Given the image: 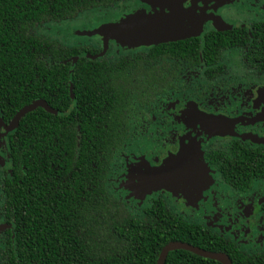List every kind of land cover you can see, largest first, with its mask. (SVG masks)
<instances>
[{
    "label": "trees",
    "instance_id": "trees-1",
    "mask_svg": "<svg viewBox=\"0 0 264 264\" xmlns=\"http://www.w3.org/2000/svg\"><path fill=\"white\" fill-rule=\"evenodd\" d=\"M129 1L0 0V116L7 123L34 101L47 104L26 112L7 137L0 264H155L170 243L223 254L231 264H264V249L245 250L163 199L134 214L109 183L131 125L159 117L161 99L186 90L182 76L198 71L191 86L210 92L224 74L236 90L249 72L222 69L220 58L231 50L241 51L256 76L264 74V19L114 61L97 56L101 40L66 44L38 33L89 10L126 13ZM205 158L239 193L264 181V150L237 142ZM163 264L221 263L180 249Z\"/></svg>",
    "mask_w": 264,
    "mask_h": 264
},
{
    "label": "flooded vegetation",
    "instance_id": "flooded-vegetation-1",
    "mask_svg": "<svg viewBox=\"0 0 264 264\" xmlns=\"http://www.w3.org/2000/svg\"><path fill=\"white\" fill-rule=\"evenodd\" d=\"M89 11L97 12L95 10ZM172 11L173 9L168 13ZM116 12L118 14L117 19L119 18V20L127 14L125 13L123 15L120 11ZM198 20L194 21L190 26L182 25L180 19L178 22L183 27H191ZM251 21H241L242 23L237 26H247ZM207 24L208 21L202 24V33H200V35L205 32L204 26ZM233 27L235 26L228 29ZM95 29L97 28H94V30ZM214 29L220 31L228 30ZM90 31H92V29ZM99 38L102 40L101 37ZM110 41L113 40H107L105 47L102 41V50L97 56H100L101 58L106 57L109 60L114 61L119 59L122 55H132L151 47L138 43L140 46L138 50L124 53L119 57H114L108 53V44ZM227 53L231 54L229 58L226 57ZM233 54H237L236 58H233ZM242 61L241 51L239 50H231L230 52L226 51L225 54L222 55V58H220L222 69L227 68L230 72H236L235 70H238L241 67L245 69L246 72H249V76H244L245 79L242 80V84L238 83V85L235 86L237 88L236 90H232L233 85L231 86V84L233 81H231V79L227 81V76L221 74L219 85L215 86L212 91L196 92V89L191 86L192 83L189 81L190 79L188 80L191 74L194 78H198V71L193 70L188 72L187 76H182L181 78V81L187 85L185 91H182L178 95L175 93H172V96L167 94L161 99L160 106H158V113H160L159 117H157V115H152L151 121L147 124L145 123L146 120L143 121V119H139L136 123L131 125V136H129L128 139L129 142L124 145L122 151L116 156V161L114 163L115 169L109 183L111 184L113 179L116 181L117 177L122 175L123 181L115 187V190L123 191L125 193V196L120 198L124 199L134 214H141L142 210L149 205L150 201L158 200L159 198L163 199L172 211L179 214L173 206L165 200L163 195H172L181 199L184 202L186 209L190 211V207L195 205L205 192L208 190L210 191V186L212 184V179H210L212 173L211 170L215 171L218 182L226 186L231 192L238 195L250 193L254 196V199L258 200L257 193H254L252 190L254 184L252 188L245 193H239L231 189L220 180V171L218 168L212 165L209 159L205 158L206 155L211 154L213 151H227L228 146L230 147L237 142L243 144L247 150L251 148H257L261 151L264 150V74L256 76L253 71L251 72L252 69L250 70V68H247V66L250 65V62L245 59L243 65ZM234 67L238 69H235ZM257 79L263 80V82L258 84L259 81H256ZM225 86L231 88L225 89V91L222 92V87ZM9 123L10 122L5 123L2 116H0V124L8 127ZM154 127L156 128L154 129ZM15 129L16 127L3 133L0 128V207L3 202L1 200V196H3V183L5 178L10 174L11 166L8 155L7 137ZM155 132L159 135L160 140L153 138ZM144 136L146 138L150 137L152 140L147 146V150L144 151V154H131L129 156L127 145L133 140ZM257 140L261 142L258 143ZM180 153L191 159L192 161L190 160V162H192L194 167L197 168V171L195 170V179L197 180L195 187L185 189L178 182H172L173 185L169 190H167V188H160L158 190L146 192L147 188L143 182L147 177H152L154 175L152 170H156V168L161 166L163 162L167 161L169 158H174ZM128 156L130 158H128ZM188 163L189 162H187V164ZM198 176L200 177L199 181ZM213 192L214 191H212V194H215ZM128 199L133 200L136 208L130 206ZM140 203H145V206L140 207ZM212 203L215 205L216 202L213 201ZM258 203L259 211L257 213L253 211L251 205L246 203H243L238 207L239 215L246 221L251 220V226H253V219L259 213H263L260 206L264 203V197L260 198ZM215 210L214 207L209 214L205 215V218H209V220H205L204 222L196 219L194 220L203 223L206 227L211 228L212 230H215L213 226L219 221L216 216L218 214L214 213L216 216L214 219L210 217ZM186 215L187 214H185V217H188ZM1 225L2 219L0 218V227ZM251 226H243L240 229L239 234L242 231L245 233L247 229L251 232ZM227 229V232L230 231V228ZM220 232L225 236V231L221 230ZM239 234L238 236L240 237ZM234 241L243 249L247 250L243 243L236 240Z\"/></svg>",
    "mask_w": 264,
    "mask_h": 264
},
{
    "label": "rangeland",
    "instance_id": "rangeland-1",
    "mask_svg": "<svg viewBox=\"0 0 264 264\" xmlns=\"http://www.w3.org/2000/svg\"><path fill=\"white\" fill-rule=\"evenodd\" d=\"M171 1L174 0H130L126 13L128 15L168 13L172 10L170 5ZM176 1L179 2L178 8L182 13L180 23L185 26H190L194 21L200 19L203 16H210L212 18L206 19L208 24L204 26L205 30L214 28L228 29L232 26L240 25V23L246 22L247 20L251 21L255 19H264V0ZM95 11L98 13L85 11L74 20L53 25L48 24L40 28L38 33H42L61 42H65L66 44L94 45L100 40V38L94 34V28L105 24L115 23L119 20V18L117 19L118 14L114 10L95 9ZM91 29L92 31H90ZM100 42L102 43V40ZM139 48L140 46L138 44H121L119 42L110 41L108 44V53L114 57H119L124 53H130V51L133 52ZM229 56H231V54L227 53L226 57L229 58ZM236 56L237 54H233V58H236ZM256 81H259L258 84L263 82V80L259 79ZM155 128L156 127H154V129ZM153 138L160 140V137L156 134V132L153 134ZM151 141L152 140L150 137L146 138L144 136L130 142L127 145V149H129V156L131 154H144V151L147 150V146L151 143ZM129 156L128 158H130ZM211 171L212 173L210 179H212V184L210 186V191L208 190L205 192V194L199 198V201L190 207V211L186 209V206L181 199L172 195H163V197L179 214L183 216L187 214L186 216H188L187 218L190 220L196 219L203 222L205 220H209V218H205V215L209 214L215 207L216 210L213 212V214H218L216 216L219 220L217 224L213 226L215 230L225 231V236L243 243L247 250L255 251L264 248V213H259L253 219V226H251L252 221L244 220L238 212V207H240V205L243 203L251 205L254 212L257 213L259 211L258 200L264 197V181H256L254 183L252 190L254 193H257L258 200H256L250 193L238 195L234 192H231L226 186L218 182L215 171ZM119 177H117L116 181H114V179L112 180L111 188L118 197H122L125 196V193L123 191L115 190V187L123 181L122 175ZM152 184L157 185V183L154 181ZM211 190L214 191L213 193L215 194H212ZM128 200L130 202V206L132 208H136L133 200ZM213 201L216 202L215 205L212 203ZM144 206L145 203H140V207ZM212 215L210 217L214 219L216 216L215 214L213 216ZM243 226H251V232H249L247 229L245 233L242 231L239 234V231ZM227 228H230V231L227 232Z\"/></svg>",
    "mask_w": 264,
    "mask_h": 264
},
{
    "label": "water",
    "instance_id": "water-1",
    "mask_svg": "<svg viewBox=\"0 0 264 264\" xmlns=\"http://www.w3.org/2000/svg\"><path fill=\"white\" fill-rule=\"evenodd\" d=\"M178 4V1H172L171 7L173 11L167 14L149 13L125 15L121 20L115 23L97 27V29L94 30V34L101 37L104 47L106 46L107 40H113L123 44L139 43L144 46H153L199 36L200 33H202V24L206 19L211 17L203 16L191 27H183L178 22L182 16ZM37 107L46 109L47 104L43 100H37L24 106L15 114L8 127L0 124L3 133L17 127L20 119L25 113L33 111ZM257 142L260 143L261 141L257 140ZM190 160L191 159L187 158L184 154L180 153L174 158H169L167 161L163 162L156 170H152L154 175L152 177H147L143 182L147 188L146 192H151L152 190H158L160 188H167V190H169L173 185L172 182H178L185 189L195 187L197 184L195 170L197 171V168L194 167ZM187 162L189 163L187 164ZM199 179L200 177L198 176V181ZM153 181L156 182L157 185H153ZM180 249L189 251L203 258L217 261L221 264H231L230 260L223 254L203 251L186 243H170L166 245L155 264H163L170 251Z\"/></svg>",
    "mask_w": 264,
    "mask_h": 264
}]
</instances>
